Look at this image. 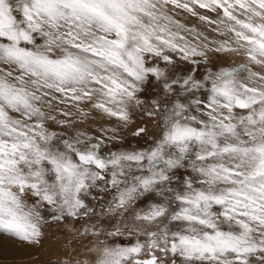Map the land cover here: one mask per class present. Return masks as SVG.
I'll return each mask as SVG.
<instances>
[{
  "label": "snow or ice",
  "instance_id": "obj_1",
  "mask_svg": "<svg viewBox=\"0 0 264 264\" xmlns=\"http://www.w3.org/2000/svg\"><path fill=\"white\" fill-rule=\"evenodd\" d=\"M53 227L55 264H264V0H0V241Z\"/></svg>",
  "mask_w": 264,
  "mask_h": 264
},
{
  "label": "rangeland",
  "instance_id": "obj_2",
  "mask_svg": "<svg viewBox=\"0 0 264 264\" xmlns=\"http://www.w3.org/2000/svg\"><path fill=\"white\" fill-rule=\"evenodd\" d=\"M139 122L140 121L138 119L137 123ZM134 127L135 125L131 126L128 129H125L126 140L128 143L132 145L136 144V139L131 136V132L133 131ZM118 146L119 145H117V147ZM53 233H55V235H53ZM45 240L46 242L42 245H36L33 247H24L25 249H27V254H26L27 256H25L22 259L14 260L13 264H55L57 256L60 254V250L57 249L56 246L54 248L53 247L47 248L46 245L49 244V241L52 242V244H55L57 240L63 241V236L60 234V232L57 231L55 227H53L48 234V238ZM6 242L12 243L10 241H6ZM58 245L59 244H57V247ZM30 250H33V252L30 253L29 252ZM5 264H9V263H5ZM10 264H12V262H10Z\"/></svg>",
  "mask_w": 264,
  "mask_h": 264
},
{
  "label": "bare ground",
  "instance_id": "obj_3",
  "mask_svg": "<svg viewBox=\"0 0 264 264\" xmlns=\"http://www.w3.org/2000/svg\"><path fill=\"white\" fill-rule=\"evenodd\" d=\"M45 242H46V240H44L43 244ZM55 246L57 249L60 250V248H62L63 245L59 244L57 247L56 242H55V244H52V242H50V241H49V244L46 245L47 248H51V247L54 248ZM29 252L32 253L33 250H30ZM26 254H27V249H25L24 247H21L19 244H16L14 242L9 243L6 241H3V242L0 241V264H5V263L10 264V262H12V264H13L14 260L24 258L25 256H27Z\"/></svg>",
  "mask_w": 264,
  "mask_h": 264
}]
</instances>
